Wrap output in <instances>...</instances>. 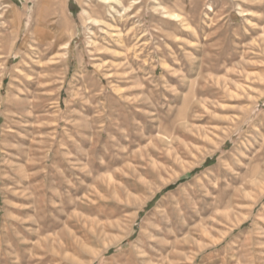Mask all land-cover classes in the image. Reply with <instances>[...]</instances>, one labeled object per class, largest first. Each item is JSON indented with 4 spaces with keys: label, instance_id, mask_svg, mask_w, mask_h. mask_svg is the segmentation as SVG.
<instances>
[{
    "label": "rangeland",
    "instance_id": "374dc122",
    "mask_svg": "<svg viewBox=\"0 0 264 264\" xmlns=\"http://www.w3.org/2000/svg\"><path fill=\"white\" fill-rule=\"evenodd\" d=\"M1 3L0 264H264V0Z\"/></svg>",
    "mask_w": 264,
    "mask_h": 264
},
{
    "label": "bare ground",
    "instance_id": "6f19581e",
    "mask_svg": "<svg viewBox=\"0 0 264 264\" xmlns=\"http://www.w3.org/2000/svg\"><path fill=\"white\" fill-rule=\"evenodd\" d=\"M3 0H0V6L3 4V3H1ZM104 1H106V2H108V1H110V0H104ZM13 14H15V10H13L12 9V11H11ZM168 16H170V17H179L178 15H174V14H168ZM1 21V20H0ZM0 29H2V28H0ZM1 35V34H0ZM3 44V43H2ZM4 47V46H3ZM1 48V47H0Z\"/></svg>",
    "mask_w": 264,
    "mask_h": 264
}]
</instances>
